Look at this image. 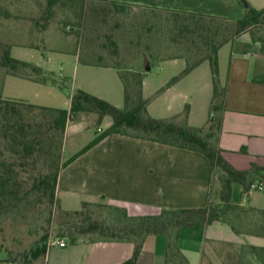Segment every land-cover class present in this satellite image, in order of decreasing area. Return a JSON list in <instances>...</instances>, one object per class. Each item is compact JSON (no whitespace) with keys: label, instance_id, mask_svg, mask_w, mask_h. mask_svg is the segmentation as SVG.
I'll return each instance as SVG.
<instances>
[{"label":"crops","instance_id":"0c3cea01","mask_svg":"<svg viewBox=\"0 0 264 264\" xmlns=\"http://www.w3.org/2000/svg\"><path fill=\"white\" fill-rule=\"evenodd\" d=\"M85 1L191 12L230 21L245 16V7L239 0ZM246 1L257 9L264 8V0ZM32 21H35L36 26L41 23L46 25L34 30L30 28L21 38L17 36L5 38V41L12 45L11 53L16 46L41 50V47L33 41V35L36 33L43 38L49 52L44 58L32 55L33 58L25 61L35 63L51 72L60 67L62 72L68 71L69 75H73L72 77L59 75L71 79L72 92L75 91V84L76 89H83L121 106L122 80L118 69L112 65L113 62L103 61V58H108L104 57V51L93 47L86 48L85 52H82L84 56L82 60L79 57L82 50L59 46L66 43L65 37L60 35L59 30H55L56 28L51 27V24H47L44 19H32ZM32 32L34 33L31 34ZM15 58L25 59L21 56ZM176 60L185 61L183 58L164 61ZM206 62L207 60L203 61L170 85L171 80L155 82L150 79L148 73L144 79L143 92L144 96L150 99L148 106L150 114L159 118L181 114L185 107L180 103V96L184 91L190 94L186 88L187 82L184 80L199 72L201 68L206 72L204 67ZM209 67L211 71V66ZM219 68L221 84L226 87L224 109L219 112L222 126L219 137L223 154L240 170L249 169L252 164L264 167V52L261 43L253 38L250 31L243 32L220 48ZM9 76L13 75L6 76L3 91L9 83L12 84ZM20 79L37 84L34 88L42 92L39 96L41 99H48L47 91L57 87L50 82ZM210 80L211 83H208V80L204 83L201 91L205 95H201V99L196 100V104L192 102L190 105L188 123L191 126L203 127L211 120L214 93L212 72ZM148 85L152 89L150 93L146 91ZM22 87L26 86L22 85ZM209 88L211 95L208 94ZM163 96L165 98L158 102ZM68 98L67 106L62 107L47 105L45 102L31 98L22 100L70 109L71 96ZM89 116L93 121L97 118L93 114ZM74 118L75 121H69L66 129L64 148L67 150L68 146L71 147L69 154L64 153L66 160L96 136V133L81 136L80 133L86 130V119L82 114ZM93 121L88 120V122ZM106 128L100 125L98 129L103 131ZM83 140L86 142L80 144ZM217 187L216 172L203 153L128 135L114 134L105 137L62 167L57 197L63 210H78L83 201H97L105 197L109 204L125 207L131 215H147L158 214L164 208L206 207L213 201V189ZM232 201L244 207H252L258 213L264 210V191L261 193L260 190H253L244 193L243 185L235 182ZM64 242H66L65 246H61L57 241L50 243L45 264H122L133 257L136 249V245L132 242H93L88 239H81L76 243L64 239ZM167 243L168 239L165 235H148L135 264H167ZM179 246L190 264H264L258 261L250 249V246L264 247V234L249 233V231L239 234L230 225L220 221L204 228H182L179 233Z\"/></svg>","mask_w":264,"mask_h":264},{"label":"trees","instance_id":"16d2710c","mask_svg":"<svg viewBox=\"0 0 264 264\" xmlns=\"http://www.w3.org/2000/svg\"><path fill=\"white\" fill-rule=\"evenodd\" d=\"M59 1L61 0H48V6L52 7ZM239 1L245 7V16L236 21L191 12L150 9L153 12L160 11L161 14L168 12L184 19H176L179 21L175 31L170 33V44L159 49L163 53L168 51L171 54L164 57L160 52L150 53L145 50V54L153 56L155 61L185 59V69L174 77L169 85L191 72L203 61L207 60L210 63L214 88L211 106L213 119L203 127L189 125L188 105L181 114L172 117L152 116L148 110L150 99L146 98L143 92L144 79L149 71L144 68L140 70V65L131 68L112 63L118 69L124 86L125 103L124 107L120 108L83 89L72 92L71 79L46 71L35 63L15 58L11 53L12 45L0 39V73H3L0 91V219L13 205L20 203L30 194L44 199L50 206L53 205L54 201H58L57 188L62 167L105 137L121 134L203 153L216 172L218 187L213 189V201L206 207L164 208L158 214L131 215L127 208L109 204L105 197H101L109 204L111 210L105 214L101 212L97 217L92 215L91 207L98 204L83 201L78 210L61 209L58 238L66 237L71 243L85 237L93 242H132L136 245L134 255L122 264H135L146 237L151 234H162L168 239L167 264H190L179 246V233L182 228H204L220 221L230 225L239 234L248 231L264 234V210L256 213L254 208L244 207L232 201L235 182L243 185L244 193L250 192L252 183L256 181L264 183V167L252 164L246 170L236 168L224 156L219 137L222 128L219 112L224 109L226 97V87L222 86L220 81V48L243 32L250 31L253 38L261 43L264 52V33L258 34L261 26H264V8L257 9L246 0ZM224 22L233 24L232 33L220 34L221 26L216 23ZM38 25L43 28L46 24ZM181 42L188 44L184 50L187 53L173 55L175 43L178 47L176 49L181 50L182 47L179 46ZM192 56L196 59L192 60ZM8 75L56 85L71 96V108L50 107L5 97L3 89ZM84 113L96 115L94 125L98 128L106 116H110L113 122L105 130H97L92 141L60 164L68 122L72 117ZM28 173L32 176L31 182L22 176ZM48 237V234L44 235L35 247L28 252L20 253L19 256L25 262L42 257L45 264L50 245ZM250 249L258 261L264 263V247L250 246ZM2 253L3 250L0 248V254ZM18 261L19 257L11 254L4 259L0 255V263L13 264Z\"/></svg>","mask_w":264,"mask_h":264},{"label":"rangeland","instance_id":"374dc122","mask_svg":"<svg viewBox=\"0 0 264 264\" xmlns=\"http://www.w3.org/2000/svg\"><path fill=\"white\" fill-rule=\"evenodd\" d=\"M32 19H44L47 21V24H51V27H54V29L56 28L55 30H59L60 35L66 39V43L64 45L60 44L59 46L77 51L82 50L79 54L82 60H84L82 52H85L86 48H97L104 51V57H108L103 58L104 62H115L120 66H129L131 68L140 65V70L143 68L148 70L151 66V70H148L149 77L155 82H161L166 79L170 81L178 76L185 67L184 60L169 62L155 61L153 56L149 57L145 54V50H148L150 53H153V51L160 52L161 56L164 57L171 54L168 51L163 53L159 49L163 48L166 44H170V33L175 31L179 21L176 19H184L168 12L161 14L160 11L153 12L148 8L135 5L123 6L113 3L87 2L85 0H61L52 7L48 6V0H0V39L5 41V38L11 36L21 38L24 32L30 30V28L33 30L38 27L40 28V26H36L35 21H32ZM216 24L221 26V32L219 30L220 34L232 33L234 31V26L231 22ZM261 28L258 31L260 35L264 33V26H261ZM33 41L41 47V50L16 46L12 51V55L14 57L21 56V58H25L24 60L33 58L32 55L38 58H44L49 52L47 44L36 33L33 35ZM180 44V48L182 47L181 50L176 49L178 47L175 43L173 55L187 53L184 50H186L188 44L183 42ZM194 59L196 58L192 56V60ZM209 65L207 61L204 65L206 72L201 68L199 72H195L193 76L184 80L187 82L186 88L190 92L189 94L188 91H184V94L180 96V103L184 107L188 105L190 109L192 102L196 104V100H200L201 95H205L201 91L207 80L208 83H211ZM54 72L58 76L60 74L70 77L73 76L69 75L67 73L68 71L62 72L60 67ZM2 79L3 73L1 72L0 91ZM9 79L12 84L9 83L3 91L6 97L31 98V100H39L51 106L62 107L68 104L69 96L58 87L47 91L49 95L48 99H41L39 96L42 95V92L38 88H34L37 84L14 76H9ZM22 85L26 87L23 88ZM76 88L74 84V89L76 90ZM151 90V87L148 85L147 93H150ZM208 94L211 95V88H209ZM146 98L149 99V97ZM164 98L165 96L160 98L158 102ZM120 102L121 106L112 104L120 108L124 107V89L122 82ZM82 115L86 119V130L80 133L81 136H85L87 133L94 135L97 130L101 131V129H98L94 125L95 120L89 119L90 114L84 113ZM210 118L212 119V114ZM72 120L75 121V118L72 117L69 121ZM88 120L93 122H88ZM111 122L112 118L106 116L101 126L106 128ZM68 138H70V134H68ZM84 142L86 140L81 141L80 144H84ZM64 147L65 140L63 141L61 150L60 164L66 161L64 153L66 155L69 154L71 148L68 146L66 150ZM22 176L31 182L32 176L30 173L23 174ZM93 202L98 204L97 206L91 207L93 216L97 217L101 212L105 214L110 209L108 207L109 204L105 200L99 199ZM53 203L50 206L44 199L30 194L20 203L13 205L5 213L0 219V248L3 250V253L0 255L3 259L11 254L17 258L19 257V261L13 264H44V258L42 257L35 261L25 262L19 254L31 250L46 234L49 235L48 242L50 243L64 241V239L70 242L66 237H57L59 231L58 222L62 208L59 200ZM81 239L90 240L88 237ZM1 263L9 264L8 262Z\"/></svg>","mask_w":264,"mask_h":264},{"label":"built area","instance_id":"2783aa9c","mask_svg":"<svg viewBox=\"0 0 264 264\" xmlns=\"http://www.w3.org/2000/svg\"><path fill=\"white\" fill-rule=\"evenodd\" d=\"M253 190H260V191H264V183L261 181H256L254 183L251 184L250 186V192ZM61 246H65L66 242L64 241H57Z\"/></svg>","mask_w":264,"mask_h":264},{"label":"water","instance_id":"95a60500","mask_svg":"<svg viewBox=\"0 0 264 264\" xmlns=\"http://www.w3.org/2000/svg\"><path fill=\"white\" fill-rule=\"evenodd\" d=\"M245 5L247 6L248 4L247 3H245ZM150 69V67L148 68V70Z\"/></svg>","mask_w":264,"mask_h":264}]
</instances>
